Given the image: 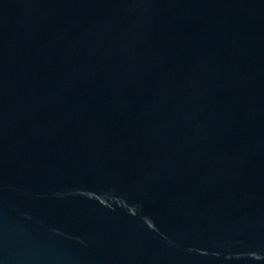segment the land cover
I'll list each match as a JSON object with an SVG mask.
<instances>
[{"label":"water","instance_id":"obj_1","mask_svg":"<svg viewBox=\"0 0 264 264\" xmlns=\"http://www.w3.org/2000/svg\"><path fill=\"white\" fill-rule=\"evenodd\" d=\"M0 264H264V0H0Z\"/></svg>","mask_w":264,"mask_h":264}]
</instances>
